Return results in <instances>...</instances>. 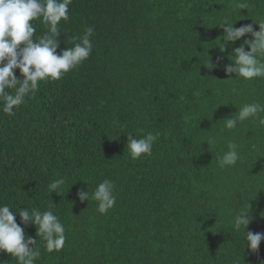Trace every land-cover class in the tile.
I'll list each match as a JSON object with an SVG mask.
<instances>
[{
	"label": "trees",
	"instance_id": "16d2710c",
	"mask_svg": "<svg viewBox=\"0 0 264 264\" xmlns=\"http://www.w3.org/2000/svg\"><path fill=\"white\" fill-rule=\"evenodd\" d=\"M234 3L72 0L69 19L59 25L58 52L93 27L90 57L62 79L41 82L14 115L3 113L0 99V205L14 212L51 208L66 229L64 248L52 253L34 226L25 229L37 238L36 264L264 261V240L251 253L231 223L233 209L247 205V231L264 233V126L250 119L221 131V120L244 104H264V78L227 80L222 66L211 72L200 66L207 51L213 62L221 56L214 48L221 19L236 28L264 19V0H247L241 12ZM32 23L35 38L47 31L42 20ZM244 39L250 37L228 53ZM15 75L21 78L19 70ZM149 132L159 133L152 154L132 159L125 135ZM209 135L217 138L210 150ZM230 141L241 159L223 168L217 157ZM61 178L62 195L51 194L48 185ZM105 179L115 184L116 203L100 214L96 202L76 194ZM0 261L17 264L7 254Z\"/></svg>",
	"mask_w": 264,
	"mask_h": 264
},
{
	"label": "clouds",
	"instance_id": "9594fccd",
	"mask_svg": "<svg viewBox=\"0 0 264 264\" xmlns=\"http://www.w3.org/2000/svg\"><path fill=\"white\" fill-rule=\"evenodd\" d=\"M72 0H0V99L3 100V113L14 115V109L26 102V98L34 95L38 86L44 81H58L69 71L77 68L86 61L93 51L92 37L95 35L93 27H87L79 37H72L77 41L72 47L60 49V22L69 19V6ZM236 9L247 10V0H235ZM42 20L47 31L35 38L36 28L32 21ZM227 17L220 20L215 27L222 29V35L214 42L221 56L215 62L208 55L200 64L209 72L221 68L230 78L227 80L252 81L254 78H264V19L253 24L234 27ZM258 25L259 30H254ZM244 39L239 47H233L228 53L230 45ZM207 43V44H212ZM212 49V48H210ZM247 49V50H246ZM227 55L225 56V54ZM230 61L223 64L224 59ZM19 70L20 77L15 75ZM235 78H231L232 76ZM8 90H12L11 92ZM183 99V97H181ZM264 104L252 102L244 104L235 115L225 117L221 121V131L235 130L242 122L252 120L258 126H264ZM189 117H185L187 122ZM219 121V122H221ZM211 132V131H208ZM127 137V149L132 159L151 155L154 143L159 133H147L141 138L131 134ZM217 138L209 135L206 140L208 150L213 148ZM204 143V144H205ZM253 150L256 149L254 144ZM238 144L229 142L227 151L217 157L218 164L223 168L237 165L241 159ZM85 185L87 183L83 182ZM65 179H57L48 185V191L61 196ZM115 184L110 180H103L93 190L78 189L77 198L80 202L94 201L97 212L106 214L116 203L114 194ZM17 215L20 218L17 223ZM264 216V213H261ZM252 221L250 208L238 205L232 213V230L243 233L245 248L251 253H258L260 244L264 240V233L247 231ZM36 229V237L40 236L48 253L61 251L66 242V229L60 218L49 210L39 208H20L17 212L11 210L7 204L0 205V254H7L15 258L17 264H36L41 252L37 238L26 235L29 226ZM244 248V249H245ZM6 261H0L5 264ZM264 264V261H261Z\"/></svg>",
	"mask_w": 264,
	"mask_h": 264
}]
</instances>
